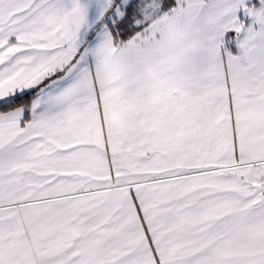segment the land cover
<instances>
[{
  "label": "snow or ice",
  "instance_id": "6c2138e0",
  "mask_svg": "<svg viewBox=\"0 0 264 264\" xmlns=\"http://www.w3.org/2000/svg\"><path fill=\"white\" fill-rule=\"evenodd\" d=\"M0 264H264V0H0Z\"/></svg>",
  "mask_w": 264,
  "mask_h": 264
}]
</instances>
